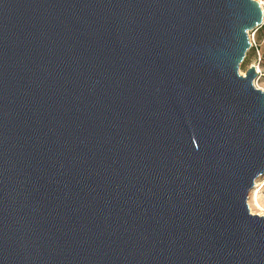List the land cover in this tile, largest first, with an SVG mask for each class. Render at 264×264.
Here are the masks:
<instances>
[{"label": "water", "instance_id": "1", "mask_svg": "<svg viewBox=\"0 0 264 264\" xmlns=\"http://www.w3.org/2000/svg\"><path fill=\"white\" fill-rule=\"evenodd\" d=\"M255 0H0V264H264Z\"/></svg>", "mask_w": 264, "mask_h": 264}, {"label": "rangeland", "instance_id": "2", "mask_svg": "<svg viewBox=\"0 0 264 264\" xmlns=\"http://www.w3.org/2000/svg\"><path fill=\"white\" fill-rule=\"evenodd\" d=\"M250 35V32L248 33ZM257 39L259 41L260 44V51L262 52V55H264V41H262L261 38V33L257 34ZM256 59H258L255 55V52L253 49L247 50L246 55L243 59V61L241 62L240 66H239V74L240 75H244L246 74L245 72L247 71V69L253 64V63H257ZM259 70L260 73L259 75H257V77L254 79L253 83L254 85L261 89L262 91H264V59H261L260 63H259ZM262 181H264V178L259 179V181H257V183H261ZM257 185V184H256ZM257 189V187L254 189V191ZM258 201L261 204H264V187H262L259 191L258 194ZM248 208L250 210V212L252 214H257V215H264V212H261L259 210H257V208H255V206L253 205V202H250V196L248 199ZM261 212V213H260ZM260 213V214H259Z\"/></svg>", "mask_w": 264, "mask_h": 264}, {"label": "built area", "instance_id": "3", "mask_svg": "<svg viewBox=\"0 0 264 264\" xmlns=\"http://www.w3.org/2000/svg\"><path fill=\"white\" fill-rule=\"evenodd\" d=\"M255 1L259 4V6L261 8V11H264V0H255ZM258 33H261L262 41H264V12H262L261 24L257 28H255L253 31H251L250 35L248 34L249 43H250V49L254 50L255 55L258 58V59H256L257 63L256 64L253 63L252 65L255 68V72L259 75V73H260L259 63H260L261 59H264V55H262V52L260 51V44H259V41L257 39V34Z\"/></svg>", "mask_w": 264, "mask_h": 264}, {"label": "bare ground", "instance_id": "4", "mask_svg": "<svg viewBox=\"0 0 264 264\" xmlns=\"http://www.w3.org/2000/svg\"><path fill=\"white\" fill-rule=\"evenodd\" d=\"M258 70V69H257ZM257 187V189L254 191V189ZM264 187V181H262L261 183L257 184L255 186V188L251 191L250 193V202L252 201L253 202V205L255 206V208H257V210L261 211V212H264V204H261L259 201H258V194H259V191L260 189ZM260 212V213H261ZM259 213V214H260Z\"/></svg>", "mask_w": 264, "mask_h": 264}]
</instances>
